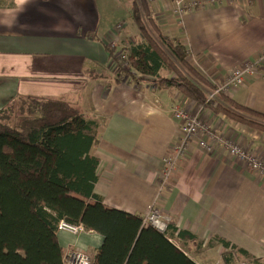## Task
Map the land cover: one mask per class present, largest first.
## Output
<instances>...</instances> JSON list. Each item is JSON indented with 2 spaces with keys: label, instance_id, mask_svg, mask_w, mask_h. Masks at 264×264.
Masks as SVG:
<instances>
[{
  "label": "crops",
  "instance_id": "1",
  "mask_svg": "<svg viewBox=\"0 0 264 264\" xmlns=\"http://www.w3.org/2000/svg\"><path fill=\"white\" fill-rule=\"evenodd\" d=\"M112 5V0H0V108L18 95L61 97L94 116L95 191L105 206L131 214L142 216L156 200L162 157L180 136L174 107H185L264 161V132L214 114L171 86L145 78L135 82L112 65L116 50L128 46L123 37L141 38L127 3L126 12L115 6L123 11L115 22L105 16L101 21L100 10ZM147 7L158 28L186 47L188 62L212 85L258 61L257 76L247 77L228 97L264 113V0L199 7L180 18L172 0ZM116 36L121 40L115 42ZM157 203L176 227L172 242L197 264H221L205 257L211 249L220 257L227 249L216 237L264 257V177L217 144L204 150L192 142ZM57 233L62 249L76 247L91 259L103 240L92 231ZM176 241L187 243L192 256Z\"/></svg>",
  "mask_w": 264,
  "mask_h": 264
},
{
  "label": "trees",
  "instance_id": "2",
  "mask_svg": "<svg viewBox=\"0 0 264 264\" xmlns=\"http://www.w3.org/2000/svg\"><path fill=\"white\" fill-rule=\"evenodd\" d=\"M129 15L141 34L124 53L125 74L133 81L152 78L214 114L264 132V113L223 94L208 100L206 91L214 86L188 62L186 47L158 28L146 0H132ZM98 127L94 116L61 97L18 95L0 108V264H65L56 239L60 221L102 235L92 264H197L172 242L171 221L160 233L144 226L141 215L103 204L95 191L99 161L91 153ZM216 241L227 248L221 264H235L237 256L264 264L222 238Z\"/></svg>",
  "mask_w": 264,
  "mask_h": 264
},
{
  "label": "built area",
  "instance_id": "3",
  "mask_svg": "<svg viewBox=\"0 0 264 264\" xmlns=\"http://www.w3.org/2000/svg\"><path fill=\"white\" fill-rule=\"evenodd\" d=\"M146 1L154 2L156 0ZM231 1L232 0H172L174 16L176 18H180L186 11H191L199 7H214L223 2ZM253 67L254 66H251L250 63H246L242 67L231 70L222 82L213 85L214 89L206 94L208 100H216L219 94L230 96L236 89L242 86L247 77L251 78L254 75ZM172 116L179 124L180 136L171 145L170 151L162 157V167L159 170L157 179L156 200L150 206L149 210L141 217L144 226H151L160 233H165L167 231V225L170 219L162 212L157 202L165 194L174 172L177 170L182 157L186 154L192 142H195L197 147L204 150H213L214 144H217L218 149H224L230 156L245 160L253 171L264 177V161L260 157L249 152L244 147L230 140H226L222 135L211 129L206 122L185 107H174L172 109ZM58 231H64L73 236H78L86 230L81 224L60 221L58 224ZM63 261L65 264H92V259L87 253L73 246H67L65 248Z\"/></svg>",
  "mask_w": 264,
  "mask_h": 264
},
{
  "label": "rangeland",
  "instance_id": "4",
  "mask_svg": "<svg viewBox=\"0 0 264 264\" xmlns=\"http://www.w3.org/2000/svg\"><path fill=\"white\" fill-rule=\"evenodd\" d=\"M113 1V8H106V7H104V9L102 10V12H101V10H100V14H101V21H102V17L103 16H105V17H108V19H110V21H111V23H113V22H115L116 20L115 19H117L118 17H121L122 15H123V11H118V10H116L115 9V6L116 7H119V8H122V9H124V6H125V3H127L128 5H130V2L132 1V0H112ZM101 9V8H100ZM124 11L126 12V10L124 9ZM128 17H125L124 19L126 20ZM133 22V21H132ZM102 24H103V22H102ZM134 26H135V24H134ZM118 27V26H117ZM120 28V27H119ZM118 29V28H117ZM139 32V31H138ZM115 38H117V40H115V42L116 41H118V40H121V37L120 36H116ZM139 38H137L134 34H129L128 33V35H126L125 37H123V41L122 42H124V40H125V42H126V44L129 46L130 45V43H133V42H136L137 40H138ZM110 45H112V46H114V44L113 43H110ZM126 45V46H127ZM121 49H120V51H118V50H116L118 53L116 54V56L114 57V61H113V63H112V65L113 64H115L116 65V68H117V70H119V68L120 67H122L123 68V70L124 71H126L127 69H129V66H128V64H126V57L128 56V55H124V53L125 54H127L125 51V48L124 47H120ZM124 49V50H123ZM258 61H256V62H247V63H250V65L252 66H254L253 68H254V75L252 76V78H254V77H256L257 76V74L259 73V71L257 70V63ZM244 66V65H243ZM242 67V66H241ZM237 68H239V67H237ZM235 69V68H234ZM233 70V69H232ZM163 75L164 76H167V75H170L169 74V72H167L166 70H164L163 72ZM229 74V73H228ZM227 74V75H228ZM124 75V74H123ZM143 78H145V79H147V80H150V81H154L152 78H148V77H142V78H139V80H142ZM138 82H140V81H138ZM214 85V84H213ZM213 89H214V87H213ZM213 89H207V91H206V94H208L209 92H211ZM58 234V233H57ZM56 234V235H57ZM173 240V239H172ZM174 241V240H173ZM176 243L178 244V246L179 247H181V248H184L186 251H187V253H188V255H190V256H192V252H189L190 251V249H189V245H187V243H182L181 241H176ZM190 245L192 246L193 244L192 243H190ZM189 249V250H188ZM212 250V249H211ZM211 250H209L207 253V255L205 256V257H207L209 260H208V262H215L214 260H212V258L214 257L215 258V260L216 261H218V263H222V259H221V257H220V254H216V250L214 251H211ZM200 253H202L203 252V250H200L199 251ZM220 257V258H219ZM251 257H253V255H251L250 256V258ZM255 257V256H254ZM257 258H259L262 262H264V257H257ZM235 264H253V262H252V260L251 259H248V258H244L243 256H237L236 258H235Z\"/></svg>",
  "mask_w": 264,
  "mask_h": 264
}]
</instances>
